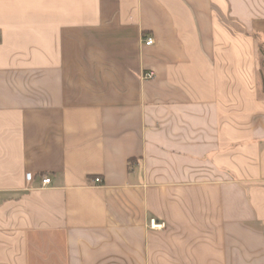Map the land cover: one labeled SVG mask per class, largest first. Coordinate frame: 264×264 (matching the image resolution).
<instances>
[{
  "label": "crops",
  "instance_id": "crops-1",
  "mask_svg": "<svg viewBox=\"0 0 264 264\" xmlns=\"http://www.w3.org/2000/svg\"><path fill=\"white\" fill-rule=\"evenodd\" d=\"M0 264H264V0H0Z\"/></svg>",
  "mask_w": 264,
  "mask_h": 264
},
{
  "label": "built area",
  "instance_id": "built-area-1",
  "mask_svg": "<svg viewBox=\"0 0 264 264\" xmlns=\"http://www.w3.org/2000/svg\"><path fill=\"white\" fill-rule=\"evenodd\" d=\"M144 43L145 45H150L153 43V38L152 37H146L144 38ZM154 76V73L153 72H143L142 73V78L143 79H148V78H152ZM26 179L27 181H30L31 178H32V174L31 173H26ZM95 182H100V178L99 177H96L94 179ZM41 183L42 185H47L50 183V178L49 177H43L41 179ZM148 226L150 229H163L165 227V224L163 221H160L158 219H155V218H152L149 220V223H148Z\"/></svg>",
  "mask_w": 264,
  "mask_h": 264
}]
</instances>
